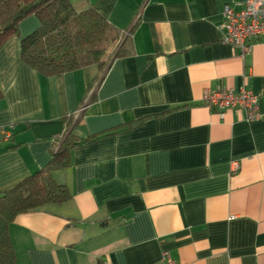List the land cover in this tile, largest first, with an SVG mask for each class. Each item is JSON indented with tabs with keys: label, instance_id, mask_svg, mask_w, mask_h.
I'll return each mask as SVG.
<instances>
[{
	"label": "crops",
	"instance_id": "1",
	"mask_svg": "<svg viewBox=\"0 0 264 264\" xmlns=\"http://www.w3.org/2000/svg\"><path fill=\"white\" fill-rule=\"evenodd\" d=\"M245 1L70 0L129 36L101 72L38 74L19 50L38 19L19 22L0 45V193L65 134L96 138L54 171L66 201L8 225L14 264H264V38L244 55L220 41ZM207 89L250 90L262 114L210 108Z\"/></svg>",
	"mask_w": 264,
	"mask_h": 264
},
{
	"label": "trees",
	"instance_id": "2",
	"mask_svg": "<svg viewBox=\"0 0 264 264\" xmlns=\"http://www.w3.org/2000/svg\"><path fill=\"white\" fill-rule=\"evenodd\" d=\"M30 15L36 16L38 26L19 40L20 57L42 76L89 65L99 68L105 56L113 59L121 54L129 37L91 7L76 11L70 0H0V45ZM92 138L96 136L73 139L65 134L46 166L0 193V264H14L8 225L18 214L69 198L67 186L54 177V171L67 168L71 147Z\"/></svg>",
	"mask_w": 264,
	"mask_h": 264
},
{
	"label": "built area",
	"instance_id": "3",
	"mask_svg": "<svg viewBox=\"0 0 264 264\" xmlns=\"http://www.w3.org/2000/svg\"><path fill=\"white\" fill-rule=\"evenodd\" d=\"M222 13L220 41L239 49L241 55L250 52L254 39L264 38V0H246L239 9L225 5ZM203 101L210 108L240 107L244 110L247 120H256L262 114L258 107V95L247 89L237 92L228 89H207L204 91ZM237 169L238 163L235 161L232 171ZM156 264L178 263L168 253H163Z\"/></svg>",
	"mask_w": 264,
	"mask_h": 264
},
{
	"label": "rangeland",
	"instance_id": "4",
	"mask_svg": "<svg viewBox=\"0 0 264 264\" xmlns=\"http://www.w3.org/2000/svg\"><path fill=\"white\" fill-rule=\"evenodd\" d=\"M105 63H103L100 67H99V69H100V72L107 66V64H108V62H109V60L111 59V57L110 56H108V57H106L105 56Z\"/></svg>",
	"mask_w": 264,
	"mask_h": 264
}]
</instances>
